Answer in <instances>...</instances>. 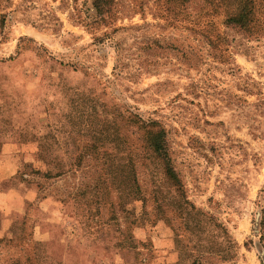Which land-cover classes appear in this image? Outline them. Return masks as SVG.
<instances>
[{"label": "rangeland", "instance_id": "374dc122", "mask_svg": "<svg viewBox=\"0 0 264 264\" xmlns=\"http://www.w3.org/2000/svg\"><path fill=\"white\" fill-rule=\"evenodd\" d=\"M101 1L0 0V264H264V42Z\"/></svg>", "mask_w": 264, "mask_h": 264}, {"label": "trees", "instance_id": "16d2710c", "mask_svg": "<svg viewBox=\"0 0 264 264\" xmlns=\"http://www.w3.org/2000/svg\"><path fill=\"white\" fill-rule=\"evenodd\" d=\"M163 5L167 14L174 13L179 19L177 21L185 25L184 29L188 31L189 35L197 38L204 50L239 49L232 46L235 41L234 37L232 40L228 39L230 33L239 38L238 46L242 45L241 42L246 45L264 42V0H163ZM93 7L102 16L108 9L96 4H93ZM7 15L3 10V19ZM219 18L221 20L215 22V19ZM141 129L146 133L145 144L148 151L155 160L159 161L161 167V179L153 183L155 200L160 207L163 202L160 188L163 183H166L165 179L177 191H180V183L170 165L163 130L156 129L153 123L141 126ZM120 171L122 172V170ZM128 174L131 178L130 194L135 202L141 201L144 204V194L138 184L135 167H132ZM262 243L264 254V239Z\"/></svg>", "mask_w": 264, "mask_h": 264}]
</instances>
